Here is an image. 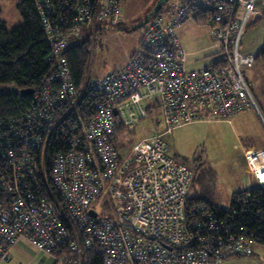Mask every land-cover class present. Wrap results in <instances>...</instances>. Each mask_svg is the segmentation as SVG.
<instances>
[{
  "label": "built area",
  "instance_id": "obj_1",
  "mask_svg": "<svg viewBox=\"0 0 264 264\" xmlns=\"http://www.w3.org/2000/svg\"><path fill=\"white\" fill-rule=\"evenodd\" d=\"M34 1L56 71L33 91L28 116L11 122L27 140L11 155L0 151V261L21 241L61 264H87L94 255L102 264H218L250 255L257 243L253 221L239 223L237 216L253 214L262 202L252 193L238 197L241 212L234 216L202 202L194 207L198 217L188 219L193 169L169 155L167 137L182 121H229L247 109L256 110L264 127L246 79L255 56L242 44L246 29L264 16V0H217L210 35L221 64L194 69L176 33L187 18L185 5L159 8L128 62L102 77L86 75L80 92L64 54L69 39H94L105 22L118 25L122 0ZM85 91L100 96L92 109L78 108ZM61 101L69 109H59ZM148 107L157 109L152 114L162 117L164 129L128 152L110 143L115 118L138 124L150 116ZM244 160L264 189V147L246 149Z\"/></svg>",
  "mask_w": 264,
  "mask_h": 264
},
{
  "label": "rangeland",
  "instance_id": "obj_2",
  "mask_svg": "<svg viewBox=\"0 0 264 264\" xmlns=\"http://www.w3.org/2000/svg\"><path fill=\"white\" fill-rule=\"evenodd\" d=\"M20 1L0 0L1 19L9 31L23 21L18 9ZM159 1L132 0L128 9L122 6L127 17L119 25L110 26L105 23L96 41L89 40L92 57L87 69L88 76H104L125 64L136 45L138 48V41L144 32L142 25L153 15ZM175 1L170 0L166 9ZM210 30L209 24L200 25L192 18H187L176 30L187 51L189 69L208 66L217 58L219 47L214 46L215 40ZM263 42L264 16L246 29L242 44L254 53ZM246 74L252 84L253 97L259 109L264 112V64L257 63L253 68H248ZM7 89L11 88L0 87L3 91ZM244 114L246 116H241ZM235 115L229 121L216 116L190 123L182 121V125L174 128L173 133L167 137L169 155L193 169L194 180L189 189L191 194H201L224 211L231 209L236 192L253 189L258 185L254 177L244 169L243 148L254 142V138L250 140L247 135L264 138V128L255 109L242 111L238 119ZM164 127L162 117L157 118L155 114H150L138 124L130 125L126 136L119 138L123 140V152H128L132 143ZM218 264H264V245L256 244L250 256L233 255Z\"/></svg>",
  "mask_w": 264,
  "mask_h": 264
},
{
  "label": "trees",
  "instance_id": "obj_3",
  "mask_svg": "<svg viewBox=\"0 0 264 264\" xmlns=\"http://www.w3.org/2000/svg\"><path fill=\"white\" fill-rule=\"evenodd\" d=\"M123 1L124 0L121 2V10ZM169 1L170 0L163 1L160 5V8H162L161 11H166V5ZM216 2L217 0L175 1L178 6L185 5L187 18H192L200 25L209 24L210 27L213 24L212 19L214 13L216 12V8L214 6ZM18 9L22 15L23 21L21 24L9 31L5 26V22L1 19L0 8V87L6 86L11 88L4 91L0 90V151L2 150V153L5 154L7 152L9 155H11L12 151L16 152L20 144L25 142L28 138L26 134H23L11 122H18L22 117L28 116L32 107L35 105L33 92L23 93L22 91L27 89H32L33 91L41 89L48 82L50 75L56 71L53 63L54 59L52 61L50 59L51 47L47 40V36L42 25V19L38 13V7L36 6L35 1L22 0L18 4ZM157 10L158 8L154 9V13ZM185 20L181 23V25L185 22ZM105 23L102 26V30H100L95 35L94 39H92L93 42H95L96 37L102 33L104 25H106ZM145 25L146 22L142 25V27H145ZM89 40H91L89 37L85 39L70 38L68 48L64 51L73 83L79 92L84 86L87 69L92 57ZM254 56L256 63L264 64V42ZM220 64L221 63L218 60H214L210 65L218 67ZM99 97L100 96L96 93L85 91L84 94L81 95L80 101L78 102V108L92 109L94 106V100H97ZM69 106V102L61 101L59 109H69ZM155 110L157 109L148 107V112L150 114H152ZM261 112L264 113L262 110ZM115 120V133L109 136V141L122 151L124 144L121 143L123 140H119V138L126 136V131L129 126L127 127L123 125L119 121L118 117L115 118ZM7 121L8 123L6 125ZM10 127L14 128L15 131L19 130L23 135L18 137L12 136L14 130L12 131L9 129ZM123 139L125 141L127 140L128 143L130 142L129 139ZM57 145L58 144L54 141L50 147L55 150ZM2 163L8 165L6 160H3ZM193 180L194 175L192 182ZM247 193H252L254 199L262 202V204L257 209H253V214L251 212H247L243 215V217H241V209L236 202V198H243ZM107 200L108 199L105 198L103 199V202L106 203ZM202 202H204L206 206L209 205V207L213 208L214 211H218L220 214L229 215L230 213L231 216H234V214L240 213L237 216L239 223H248L251 219L253 221L251 231L254 235H257L256 244L264 245V189L255 187L253 189L236 192L233 195L232 207L228 211H224L215 206L206 200L201 194H191L189 191L185 205V212L188 219L192 220L198 217L194 212V207ZM249 206L252 205H246L245 207L248 208ZM96 208L103 210V208L99 206H96ZM247 228L249 229V227ZM253 252L250 255H252ZM87 264H102V258L94 255Z\"/></svg>",
  "mask_w": 264,
  "mask_h": 264
},
{
  "label": "crops",
  "instance_id": "obj_4",
  "mask_svg": "<svg viewBox=\"0 0 264 264\" xmlns=\"http://www.w3.org/2000/svg\"><path fill=\"white\" fill-rule=\"evenodd\" d=\"M131 1L132 0H124L122 6H127V9H128L129 5L132 3ZM155 9H156V7H155ZM121 12H122V20H124L127 17L126 10L125 11L121 10ZM140 39H141V37H140ZM140 39L138 41V44L140 42ZM136 46L133 49V51L131 52L128 59L126 60L125 64L128 62L130 57L133 55L134 51L136 50ZM243 49H244V51L251 53V54H255L258 51V49H257V51L254 53L249 52L248 48L245 45H243ZM125 64H123V66ZM256 64L257 63L255 62L254 65L250 68H253ZM123 66H121L119 69H121ZM93 77H96V76H93ZM98 77H101V76H98ZM246 79L249 83V87H250V90L252 92V87H251L252 84L249 81L247 74H246ZM241 114H242V112H241ZM241 114L239 113L235 116H238ZM241 116H246V114L241 115ZM238 118H240V117L239 116L236 117V119H238ZM260 123H261V121H260ZM261 125H262V123H261ZM262 127H263V125H262ZM247 136L250 137L249 138L250 140L254 138L253 139L254 142H252L251 144H248L245 148H243V157H244V151L248 148L264 147V138L261 139V138L253 136L252 134L247 135ZM244 163H245V161H244ZM244 169L246 171V165H244ZM0 264H61V263H57L55 261V259H53L51 256L43 254L42 252L37 250L34 246H32L30 243H28L26 241H21L11 249L9 260L8 261H0Z\"/></svg>",
  "mask_w": 264,
  "mask_h": 264
},
{
  "label": "water",
  "instance_id": "obj_5",
  "mask_svg": "<svg viewBox=\"0 0 264 264\" xmlns=\"http://www.w3.org/2000/svg\"><path fill=\"white\" fill-rule=\"evenodd\" d=\"M163 1H164V0H160V1H159V4L156 6V8L159 9V8H160V5L163 3ZM140 26H141V25H140ZM140 26H139V27H140ZM22 92H23V93H32L33 90H32V89H27V90H23ZM114 113H115V114L117 113V110H116V109L114 110ZM90 214H91L92 216H96V212H95L94 210H91V211H90Z\"/></svg>",
  "mask_w": 264,
  "mask_h": 264
}]
</instances>
